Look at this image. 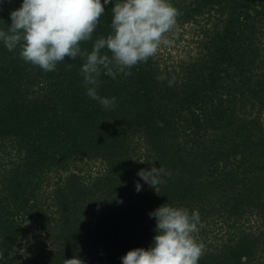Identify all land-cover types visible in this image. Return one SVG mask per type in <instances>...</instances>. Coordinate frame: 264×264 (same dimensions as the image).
I'll list each match as a JSON object with an SVG mask.
<instances>
[{"label": "trees", "instance_id": "1", "mask_svg": "<svg viewBox=\"0 0 264 264\" xmlns=\"http://www.w3.org/2000/svg\"><path fill=\"white\" fill-rule=\"evenodd\" d=\"M116 2L82 49L111 34ZM170 2L157 55L99 77L111 110L86 95L82 59L44 72L0 42V264H122L153 246L149 213L167 204L199 211V264H264V0ZM22 3H0V30ZM160 166L171 177L142 186ZM34 227L46 247L18 254Z\"/></svg>", "mask_w": 264, "mask_h": 264}, {"label": "clouds", "instance_id": "2", "mask_svg": "<svg viewBox=\"0 0 264 264\" xmlns=\"http://www.w3.org/2000/svg\"><path fill=\"white\" fill-rule=\"evenodd\" d=\"M112 0H23L19 9L10 13L11 25L0 30V42L8 51L20 49L25 62L44 72L57 70V65L71 58L82 59L81 67L86 95L105 110L116 105V98L101 97V74L116 78L117 72L131 76L133 67L147 64L177 27L180 11L170 0H117L112 8V32L95 40L89 53L81 45L92 40L93 33ZM3 3V0H0ZM111 53L102 54V50ZM72 63L66 65L70 71ZM165 77L158 76L162 81ZM169 81V86L172 85ZM143 163V162H140ZM172 173L162 166L140 170L138 176L157 189ZM142 186L137 183L136 191ZM157 223L154 244L145 250L137 248L122 257V264H199L203 244L194 234L200 214L185 208L163 205L149 213ZM64 264H83L79 258L65 259Z\"/></svg>", "mask_w": 264, "mask_h": 264}, {"label": "rangeland", "instance_id": "3", "mask_svg": "<svg viewBox=\"0 0 264 264\" xmlns=\"http://www.w3.org/2000/svg\"><path fill=\"white\" fill-rule=\"evenodd\" d=\"M100 168V165H97L96 167L94 166L91 171H93V174L96 175ZM141 183L142 186H145L146 188V183L144 181H142ZM43 239H45L44 233L40 231L37 227H34L33 233L31 232L27 235H24L19 247L17 248L18 254H22L26 257L31 254L35 255L39 253L42 248L46 247L43 246Z\"/></svg>", "mask_w": 264, "mask_h": 264}]
</instances>
